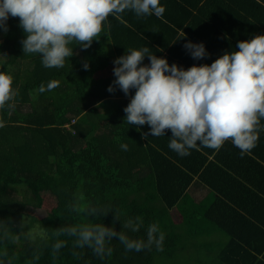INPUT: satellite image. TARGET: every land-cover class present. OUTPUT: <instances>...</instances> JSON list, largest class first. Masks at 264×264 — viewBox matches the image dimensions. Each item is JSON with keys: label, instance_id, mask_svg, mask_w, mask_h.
Listing matches in <instances>:
<instances>
[{"label": "trees", "instance_id": "16d2710c", "mask_svg": "<svg viewBox=\"0 0 264 264\" xmlns=\"http://www.w3.org/2000/svg\"><path fill=\"white\" fill-rule=\"evenodd\" d=\"M160 2L165 3L160 18L137 17L131 11L119 18L110 15L106 34L94 38L87 49L75 45L74 55L62 68H45L37 54L23 52L25 34L18 26V17H9L7 32L0 31V71L12 75L16 89L14 108L0 110V222L18 236L13 244L4 242L7 255L0 256V264H25L34 253L40 255L37 264H53L50 244L56 228L87 222L66 209L79 195L115 207L122 216H141L145 227L157 223L164 233L162 249L157 251L153 246L126 251L113 240L112 255L101 261L86 248L77 249L79 255L73 256L69 239L55 264H166V258L173 264H185L187 258L181 257L192 253V247L200 248L185 240L192 220L181 208L182 196L200 168L196 166L200 162L196 149L180 156L168 148L170 130L165 136L144 137L147 124L138 130L124 122L123 109L135 89L128 95L119 88L109 92L113 70L110 75L103 76V72L113 69L114 58L126 48L148 47L168 60L176 58L180 66L186 63L185 68L210 64L234 50L237 41L264 33V0ZM191 32L195 42H204L208 52L200 60L189 57L183 47L185 35ZM167 49L168 56L164 53ZM85 61L89 63L87 70L82 67ZM147 62L145 57L143 63ZM50 80L57 81V87L39 92V86ZM261 134L264 132L259 130L258 136ZM121 142L128 145L126 151L120 148ZM230 144V140L224 142ZM253 150L264 167V144L256 142ZM17 184L26 187V197L14 195ZM113 219L114 212L109 211L95 222L103 220L111 225ZM25 223L43 230L44 236L26 238ZM115 226L119 230L121 221ZM128 234L143 239L145 228ZM191 258L190 264H199L198 258Z\"/></svg>", "mask_w": 264, "mask_h": 264}, {"label": "clouds", "instance_id": "9594fccd", "mask_svg": "<svg viewBox=\"0 0 264 264\" xmlns=\"http://www.w3.org/2000/svg\"><path fill=\"white\" fill-rule=\"evenodd\" d=\"M125 11L137 17L160 18L165 7L160 0H0V31L7 32L9 17H18V26L25 34L21 40L23 52L37 54L45 68H62L74 55L75 45L87 49L94 38L106 34L108 17L119 18ZM183 47L196 60L208 55L202 41L185 40ZM145 57L147 63H143ZM113 65L114 80L107 90L119 88L128 95L135 89L123 109V121L138 130L147 124L148 131L142 136H165L170 130L168 148L180 156L189 155L192 149L218 150L227 140L241 155L255 147L259 130L264 128V33L237 41L234 50L224 52L210 64L185 68L169 63L167 57L156 55L148 47H140L126 48L114 58ZM82 67L87 70L89 63L83 62ZM57 85L50 80L38 91H50ZM15 96L12 75L0 71V110L13 109ZM119 146L128 149L126 143ZM66 209L87 222L64 223L56 228L50 244L53 264L69 239L73 256L79 255L77 249L86 248L101 261L112 255L113 240L126 251L153 246L157 251L162 249L163 231L155 222L145 227L141 216H122L119 209L90 202L82 195L74 196ZM109 211L114 212L111 225L103 220L95 222ZM117 220L122 224L119 230ZM142 227L143 239L128 234ZM23 235L30 237L29 232ZM17 239V234L0 222V256L7 255L4 242L13 244ZM39 260V253H34L25 264H37Z\"/></svg>", "mask_w": 264, "mask_h": 264}, {"label": "crops", "instance_id": "0c3cea01", "mask_svg": "<svg viewBox=\"0 0 264 264\" xmlns=\"http://www.w3.org/2000/svg\"><path fill=\"white\" fill-rule=\"evenodd\" d=\"M192 34L185 37L195 42ZM164 53L168 56L169 49ZM168 61L181 62L176 58ZM112 70L106 69L103 76ZM260 130L264 132V128ZM257 142L264 144V134ZM195 154L200 168L181 202L184 215L192 220L190 230L202 236L213 235V241L205 240L203 249L211 253L210 260L215 264H264V167L258 163L263 162L260 156L253 148L241 155L233 144H223L218 150L201 148ZM13 192L19 198L28 193L23 184L15 185ZM189 254L201 260L193 251Z\"/></svg>", "mask_w": 264, "mask_h": 264}, {"label": "rangeland", "instance_id": "374dc122", "mask_svg": "<svg viewBox=\"0 0 264 264\" xmlns=\"http://www.w3.org/2000/svg\"><path fill=\"white\" fill-rule=\"evenodd\" d=\"M74 122H75V119H73L71 123L73 124ZM66 126L73 132V128L71 127L70 124H66ZM26 225L27 224L25 223V227H26L25 228V232H29L31 234L30 235L31 238H36V237H38V236H40L42 234L44 236V234H45L44 231L39 229L37 226H29V225L26 226ZM185 240L188 242V244L193 242L198 247H201L199 249H196L195 247H192V251H194V252L196 251L198 253V256L201 258V260H199V264L200 263H203V264L214 263L213 259H211V261H210V258L212 257L211 253H209V252L204 250V249H206L205 240L213 241V235L212 234L209 235V236H207V235H203L202 236V235H198L196 233L195 229H191L190 231L188 230ZM208 249H210V248H208ZM187 253L189 254V252H187ZM181 258H187V260L185 261L186 262L185 264H190V260L193 259V258H191L190 254L188 256H186V257H185V255H183ZM165 263L166 264H173L172 262H170V259H167V258L165 259ZM5 264H8V263H5Z\"/></svg>", "mask_w": 264, "mask_h": 264}, {"label": "built area", "instance_id": "2783aa9c", "mask_svg": "<svg viewBox=\"0 0 264 264\" xmlns=\"http://www.w3.org/2000/svg\"><path fill=\"white\" fill-rule=\"evenodd\" d=\"M73 133H75V130L73 129Z\"/></svg>", "mask_w": 264, "mask_h": 264}]
</instances>
